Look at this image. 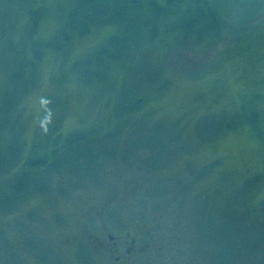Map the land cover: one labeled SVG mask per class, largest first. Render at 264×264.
<instances>
[{
  "label": "rangeland",
  "instance_id": "rangeland-1",
  "mask_svg": "<svg viewBox=\"0 0 264 264\" xmlns=\"http://www.w3.org/2000/svg\"><path fill=\"white\" fill-rule=\"evenodd\" d=\"M257 1L247 21L224 14L215 40L147 48L134 63L107 73L93 66L84 79L83 58L114 26L32 60L35 39L54 31L71 3L0 0V264H110L103 249L76 240L84 229L101 235L100 226L140 234L144 247L126 264H264ZM251 98L260 119L238 121ZM88 127L89 139L56 155L50 170L25 165ZM88 208L95 219L84 224L77 214Z\"/></svg>",
  "mask_w": 264,
  "mask_h": 264
},
{
  "label": "trees",
  "instance_id": "trees-1",
  "mask_svg": "<svg viewBox=\"0 0 264 264\" xmlns=\"http://www.w3.org/2000/svg\"><path fill=\"white\" fill-rule=\"evenodd\" d=\"M69 2L70 10L64 6L65 3L63 4L65 12L56 24V29L43 38L35 39V43L39 45L31 48L30 57L32 60H37L42 54L49 55L51 51L53 54H59L60 48L73 35L86 34L98 26H114L113 33L108 34L95 48L96 50L83 58L84 79L91 73L93 66L98 65L107 73L112 69L113 63L120 62L122 65L134 63L141 53L148 51L147 48L158 54L157 52L163 53L166 48L173 50V46L176 48V45L183 50L190 48V45L197 47L208 38L215 40L223 30L224 14L229 13L228 15L232 17L237 15L245 17L244 14L254 16L261 9V5L256 4L257 0H69ZM235 6L236 10H233ZM251 9L253 13H250ZM160 58L164 63L169 62L163 56ZM162 65L165 67V64ZM248 101L251 106L248 111L249 116L243 110L244 113H241L243 116L240 114L238 121L241 117L245 121L260 119V115L252 106L254 100ZM248 101L243 107H247ZM89 129L90 127L74 131L59 146L40 153L42 157L34 158L25 165L47 164L46 169L50 170V163L56 155L63 158L69 146L78 147L89 139L87 137L90 133L87 132L90 131ZM251 231L252 229L248 233ZM256 252L258 254V250H253V253ZM253 253H247L237 262L241 263L244 257L247 260L252 259L250 255Z\"/></svg>",
  "mask_w": 264,
  "mask_h": 264
},
{
  "label": "flooded vegetation",
  "instance_id": "flooded-vegetation-1",
  "mask_svg": "<svg viewBox=\"0 0 264 264\" xmlns=\"http://www.w3.org/2000/svg\"><path fill=\"white\" fill-rule=\"evenodd\" d=\"M102 206V205H101ZM102 208H104L102 206ZM95 210L85 209L81 210L77 216L82 220L84 224L87 221L94 218ZM102 234L91 233L89 230L84 229L80 234H76L77 242L80 241L85 247L93 252L96 247L103 249L102 253H105L109 259L110 264H126L128 260L139 250L143 249L144 246L139 245L140 234L134 235L130 231H124L123 233H114L110 229H105L104 226H100ZM74 236V237H75ZM97 249V248H96ZM99 253V251L97 250Z\"/></svg>",
  "mask_w": 264,
  "mask_h": 264
}]
</instances>
